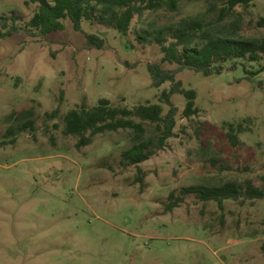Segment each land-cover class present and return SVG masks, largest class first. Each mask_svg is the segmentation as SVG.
Listing matches in <instances>:
<instances>
[{
  "label": "rangeland",
  "instance_id": "374dc122",
  "mask_svg": "<svg viewBox=\"0 0 264 264\" xmlns=\"http://www.w3.org/2000/svg\"><path fill=\"white\" fill-rule=\"evenodd\" d=\"M225 4L181 0L175 11L144 18L162 25L200 14L215 22ZM36 7L0 0V17L24 26ZM236 18L240 34L264 38V0L236 6L220 25ZM63 22L45 35L22 29L0 38V264H264V198L220 207L188 194L166 210L170 193L184 186L233 181L264 189V58H240L233 69L228 61L208 76L177 72L197 93L198 115L183 117L186 100L173 95V136L125 166L132 130L97 134L79 148L62 132V118L100 98L130 108L158 102L169 82L153 86L147 63H161L159 46L97 22L84 20L82 31ZM144 27L135 18L131 32ZM86 34L103 46H90ZM10 126L19 128L14 142Z\"/></svg>",
  "mask_w": 264,
  "mask_h": 264
},
{
  "label": "trees",
  "instance_id": "16d2710c",
  "mask_svg": "<svg viewBox=\"0 0 264 264\" xmlns=\"http://www.w3.org/2000/svg\"><path fill=\"white\" fill-rule=\"evenodd\" d=\"M181 0H25L26 4H37L36 10L24 26L16 23L15 16L11 22L0 17V38L11 36L24 29L30 35H45L64 28V19L68 18L76 31H82L84 20L111 26L124 35L130 32L141 43L155 42L161 53V63L148 62L147 68L152 85L161 87L169 82V87L162 90L160 99L155 103H142L133 107L114 105L107 98H100L97 104L89 107L86 103L68 110L62 120V132L78 138L77 147L92 143L97 134L132 130L136 142L121 153L122 164L138 165L165 147L167 139L173 136L179 109L172 97L181 94L185 106L181 111L183 117L198 115L196 105L197 93L192 88L183 86L176 74L184 69L208 76L221 73L225 64L229 68L237 66V60L264 58V38L246 37L239 33L240 19L220 25L232 15L235 7L250 5L253 0H225L217 21H207L202 15H188L169 24L158 25L155 19L147 21L146 13L160 9L175 11ZM138 18L145 25L141 30L131 32L132 21ZM90 46L101 48L103 39L96 34H86ZM163 63L176 65L167 69ZM167 111L164 112V106ZM56 112L54 111L53 114ZM52 114V115H53ZM19 128L10 126L6 135L16 139ZM194 194L203 200H214L220 207L227 199L239 200L264 198V189L252 186L251 182L241 185L227 181L219 185L195 184L184 186L179 193L171 192L166 210L179 206L183 196ZM264 250V245L262 246Z\"/></svg>",
  "mask_w": 264,
  "mask_h": 264
}]
</instances>
